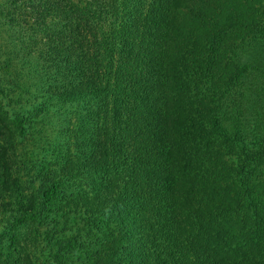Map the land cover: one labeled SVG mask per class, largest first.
<instances>
[{
  "label": "trees",
  "instance_id": "1",
  "mask_svg": "<svg viewBox=\"0 0 264 264\" xmlns=\"http://www.w3.org/2000/svg\"><path fill=\"white\" fill-rule=\"evenodd\" d=\"M0 264H264V0H0Z\"/></svg>",
  "mask_w": 264,
  "mask_h": 264
},
{
  "label": "rangeland",
  "instance_id": "2",
  "mask_svg": "<svg viewBox=\"0 0 264 264\" xmlns=\"http://www.w3.org/2000/svg\"><path fill=\"white\" fill-rule=\"evenodd\" d=\"M39 102L35 103L34 106L36 107ZM70 105L69 106H51L50 107V113L48 118L44 119H39L37 122V125L33 126V130L36 132H33L32 130L27 132L26 138L23 140L21 139L22 145L20 147V150L22 153H29V152H38L39 149L42 147L45 148L46 145V139H43L44 136L49 137L51 140V148H62V146L65 148L64 142L66 139L62 137L61 135H57V131L60 126H64L65 122H63L64 119V112L70 110ZM31 108H26V112L30 113L29 111ZM57 111L60 115L55 116L54 112ZM54 117L58 119V123L55 124L53 121L55 120ZM56 131V132H55ZM44 135H41V133Z\"/></svg>",
  "mask_w": 264,
  "mask_h": 264
}]
</instances>
